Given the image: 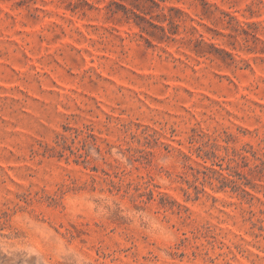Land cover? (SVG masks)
Segmentation results:
<instances>
[{
  "label": "rangeland",
  "instance_id": "rangeland-1",
  "mask_svg": "<svg viewBox=\"0 0 264 264\" xmlns=\"http://www.w3.org/2000/svg\"><path fill=\"white\" fill-rule=\"evenodd\" d=\"M0 264H264V0H0Z\"/></svg>",
  "mask_w": 264,
  "mask_h": 264
}]
</instances>
